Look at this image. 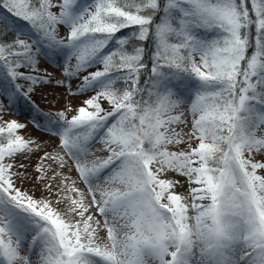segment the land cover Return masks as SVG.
Returning <instances> with one entry per match:
<instances>
[{
  "label": "snow or ice",
  "instance_id": "snow-or-ice-1",
  "mask_svg": "<svg viewBox=\"0 0 264 264\" xmlns=\"http://www.w3.org/2000/svg\"><path fill=\"white\" fill-rule=\"evenodd\" d=\"M0 8L27 25L0 17V109L51 83L41 56L86 96L33 120L58 139L34 173L41 145L0 125V264H264V0Z\"/></svg>",
  "mask_w": 264,
  "mask_h": 264
},
{
  "label": "rangeland",
  "instance_id": "rangeland-1",
  "mask_svg": "<svg viewBox=\"0 0 264 264\" xmlns=\"http://www.w3.org/2000/svg\"><path fill=\"white\" fill-rule=\"evenodd\" d=\"M68 29L64 26H58V37L66 38ZM62 59L57 57L55 61H49L47 58L41 56L39 58V75L44 76L51 80L50 84L37 85L35 90L30 94L29 97H24L21 95L18 99L19 110L14 112V106L9 110L8 105L4 101L3 109H0V125L5 124L7 121L15 120L18 123L23 124L25 127L19 130V134L24 136L26 139L31 138L36 140L42 147V151L36 153L32 156L31 160L21 161L26 164H30L28 171L34 173V166L38 163V156L43 155V150L54 151L58 144V139L52 136L49 132L43 131L42 128L37 127L33 120L30 119L31 108H24L23 104H28L34 107L36 112L33 115L38 114L42 118L40 125H46V118L51 116L54 117L58 110H62L65 106H70L72 108H77L80 106L81 101L86 98V96H69L65 87L57 85V81L63 78V70L59 65L62 64ZM74 63V61H73ZM96 68H91L88 71H95ZM78 80L73 81V87L75 88L78 84ZM2 99V98H0ZM30 114V115H29ZM72 113H69V116ZM182 181L185 179L183 177L179 178ZM187 185L185 184V188ZM24 188L29 191H35V196L40 197L41 191L35 190L32 184H25ZM185 189H179V191H184ZM38 251V249L36 250ZM23 253V250H22ZM36 257L33 256V260Z\"/></svg>",
  "mask_w": 264,
  "mask_h": 264
},
{
  "label": "trees",
  "instance_id": "trees-1",
  "mask_svg": "<svg viewBox=\"0 0 264 264\" xmlns=\"http://www.w3.org/2000/svg\"><path fill=\"white\" fill-rule=\"evenodd\" d=\"M82 3H87L88 0H81ZM165 2V0H161V3ZM0 17H7V24L8 25H16V26H20V27H24L26 30H27V25H26V22L22 21V20H19L18 18H15L13 17L10 13H7V10L6 9H2L0 8ZM0 31H6L5 29V26L4 25H0ZM125 31V34L127 33L128 30H124ZM254 32V30H253ZM203 34V33H202ZM7 38L9 41L11 40H15L17 37L14 33L12 32H7ZM21 39H23L24 37H19ZM147 51L149 53H151L153 51V47L151 44H149L148 48H147ZM251 51V50H250ZM145 63H148L149 64V70H150V58L149 59H146ZM144 79H147V74L145 73ZM6 102V101H5ZM7 104V102H6ZM23 104V107L24 108H27V107H30L31 108V115H30V118H35L37 115H33V112L35 113L36 110L34 109V107H32L31 105H28V104ZM19 110V103L17 102L15 105H14V112H18Z\"/></svg>",
  "mask_w": 264,
  "mask_h": 264
}]
</instances>
